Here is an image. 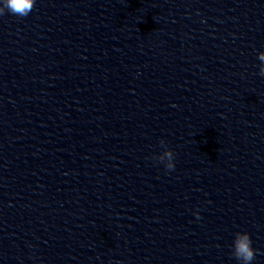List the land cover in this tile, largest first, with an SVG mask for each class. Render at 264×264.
<instances>
[{"label": "clouds", "instance_id": "clouds-1", "mask_svg": "<svg viewBox=\"0 0 264 264\" xmlns=\"http://www.w3.org/2000/svg\"><path fill=\"white\" fill-rule=\"evenodd\" d=\"M35 6V0H0V16L6 13L19 17H27ZM259 75L264 77V51L258 53ZM161 147L164 151L153 156L152 159L164 164L167 171L175 169V154L167 147L164 139L160 140ZM197 219H200L199 212L194 213ZM232 255L236 258L240 264H252L256 258V250L252 246V240L248 232H237L232 246Z\"/></svg>", "mask_w": 264, "mask_h": 264}]
</instances>
